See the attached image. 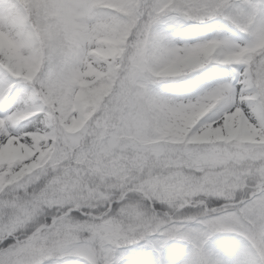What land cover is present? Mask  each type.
Returning <instances> with one entry per match:
<instances>
[{
  "label": "snow or ice",
  "instance_id": "obj_1",
  "mask_svg": "<svg viewBox=\"0 0 264 264\" xmlns=\"http://www.w3.org/2000/svg\"><path fill=\"white\" fill-rule=\"evenodd\" d=\"M0 264H264V0H0Z\"/></svg>",
  "mask_w": 264,
  "mask_h": 264
}]
</instances>
